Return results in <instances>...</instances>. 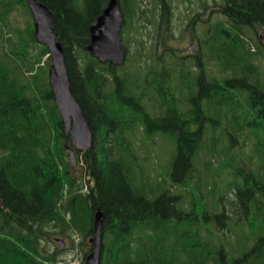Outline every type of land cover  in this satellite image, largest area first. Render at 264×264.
Returning <instances> with one entry per match:
<instances>
[{
  "label": "trees",
  "instance_id": "trees-1",
  "mask_svg": "<svg viewBox=\"0 0 264 264\" xmlns=\"http://www.w3.org/2000/svg\"><path fill=\"white\" fill-rule=\"evenodd\" d=\"M38 1L53 12L93 145L75 150L72 161L49 84L48 48L35 38L26 1L0 0V264L70 262L56 238L69 239L85 264L98 210L101 264H264V0H214L219 16L195 35L191 56L169 47L177 39L173 11L154 4L144 22L155 31L141 39L142 9L122 0L136 23L124 32L122 65L87 50L90 25L109 0ZM162 134L176 145L169 182L140 163V137ZM221 171L235 175L225 190ZM217 191L219 212L210 203ZM230 222L256 237L240 255L203 238L209 224L222 234Z\"/></svg>",
  "mask_w": 264,
  "mask_h": 264
},
{
  "label": "water",
  "instance_id": "water-1",
  "mask_svg": "<svg viewBox=\"0 0 264 264\" xmlns=\"http://www.w3.org/2000/svg\"><path fill=\"white\" fill-rule=\"evenodd\" d=\"M34 19V34L37 42L47 46L51 64L49 68V84L54 95V102L64 123L65 134L70 136L73 148H69L71 158L74 159L75 150H89L93 145V133L89 121L82 110L78 99L72 90V82L66 65L63 46L58 40L54 24L53 12L38 0H25ZM123 14L118 0H110L102 13L90 25V42L88 52L100 62H111L121 65L126 56V49L122 43ZM264 45V32L259 34ZM190 50L196 45L191 44ZM2 199L0 197V207ZM104 215L98 210L94 218V233L90 239L92 251L86 257L85 264H101V250L103 244ZM60 248L65 242L56 239Z\"/></svg>",
  "mask_w": 264,
  "mask_h": 264
},
{
  "label": "rangeland",
  "instance_id": "rangeland-1",
  "mask_svg": "<svg viewBox=\"0 0 264 264\" xmlns=\"http://www.w3.org/2000/svg\"><path fill=\"white\" fill-rule=\"evenodd\" d=\"M214 0H192L195 4V8L188 11V8L185 7V4L180 0H174L173 2V19L170 27V31L176 35V38H173L169 41V47L174 48L179 56H191L195 55L197 51H190L189 46L196 42L194 39L196 34L202 33L207 28V18L206 15H202L203 22L194 27V24L191 23V19L193 17V13H196L200 10L201 4L205 2H211L213 4ZM150 9V11H149ZM145 18L152 17L151 10H154V4L149 8V3H147V9ZM218 14L213 15L212 19L218 18ZM142 19L141 24H145L142 28V34H139V38H146V33H148L149 29L154 30V25L152 23L148 24L144 22ZM163 33L167 30L166 24L164 23ZM264 32V30H260L259 33ZM135 35V34H133ZM165 35V34H164ZM132 44V43H131ZM133 49V47H132ZM162 50V49H161ZM264 61V60H263ZM140 140L143 142V148L141 149L140 163L142 164V169L144 173H151L152 178L161 177L167 179L169 182L168 172L170 171V166L172 164L173 157L176 152V145L173 139L166 134L159 135L154 140H147L144 137H140ZM223 149V147H220ZM250 152V151H249ZM249 156H253V154H249ZM255 163L257 165V159L255 158ZM219 161H215L212 164L211 169L212 172L209 175V178L212 177V174L215 173L218 169ZM200 169L206 172V168L204 164L200 165ZM223 179V180H222ZM235 179V175L231 174V171H221L219 173V177L217 179L218 184L222 187V190H225V187L228 186V183ZM221 190V191H222ZM223 192V191H222ZM184 198L182 199V205L185 202V205H188L191 202V195L189 192H184ZM221 193L219 191L216 192L215 195L210 197L211 203V211H221L222 207L217 206L219 203ZM223 226L222 224L219 225ZM216 223L209 224L208 228L203 229V238L206 242L211 244H215L217 246L224 245L226 248L235 250V254H241L243 250H250L255 244V235L251 234V228L244 226L239 222H230L228 224V229L222 234L217 233ZM212 231V232H211ZM222 243V244H217ZM55 245H57L55 243ZM53 243H51V247L55 248ZM58 247V245H57ZM63 255L64 257H69V261H65V264H81L82 253H80V249L74 248L72 242L66 239V245L64 247Z\"/></svg>",
  "mask_w": 264,
  "mask_h": 264
},
{
  "label": "flooded vegetation",
  "instance_id": "flooded-vegetation-1",
  "mask_svg": "<svg viewBox=\"0 0 264 264\" xmlns=\"http://www.w3.org/2000/svg\"><path fill=\"white\" fill-rule=\"evenodd\" d=\"M118 1H119L121 11L123 14V18H124L123 23H122V32H123V37H124V32L131 29V27H133L136 23H133V21L129 22L126 18L127 17L126 13H124L125 9H128L130 6L123 3L122 0H118ZM180 1L185 4V7L188 8V11L195 8L194 2L190 3V1L189 2L183 1V0H180ZM173 2H174V0H136L135 1L136 7L139 9H142L141 10V12H142L141 18H139L140 22H142V19L145 20V16H146V10L145 9H147V3H149V8L151 7L152 4H159V10L163 6L164 9H169L168 11L171 14L173 9H174L173 8ZM149 11H150V9H149ZM203 14L206 15V18H207L206 23H208L209 21L212 20V17L214 15V8H213L211 2H205V3L201 4L200 10L196 13H193L194 21H192V23L194 24V27H196L198 24L203 22V18H202ZM143 16H144V18H142ZM136 20H137V18L135 19V22H136ZM169 23H170V27H171L172 20H169ZM198 45H199V42L197 40V46Z\"/></svg>",
  "mask_w": 264,
  "mask_h": 264
},
{
  "label": "bare ground",
  "instance_id": "bare-ground-1",
  "mask_svg": "<svg viewBox=\"0 0 264 264\" xmlns=\"http://www.w3.org/2000/svg\"><path fill=\"white\" fill-rule=\"evenodd\" d=\"M60 142H61V141H60ZM58 145H59V144H58ZM1 151H2V150H1ZM2 152H3V151H2ZM4 153H5V152H4ZM9 154H10V153H9ZM5 155H6V154H5ZM69 155H70V154H69ZM6 157H7V156H6ZM71 159H72V158H71ZM72 161H74V159H72ZM64 166H65V165H64ZM58 171H59V170H58ZM60 171H61V170H60ZM60 171H59V172H60ZM59 172H58V173H59ZM60 174H61V173H60ZM67 175H68V174H67ZM0 196H1V195H0ZM9 208H10V207H9ZM111 229H112V228H111ZM33 255H34V254H33ZM19 257H20V256H19ZM28 257H29V256H28ZM21 258H22V257H21ZM29 258H30V257H29ZM33 258H34V257H33ZM30 261H31V260H30Z\"/></svg>",
  "mask_w": 264,
  "mask_h": 264
}]
</instances>
